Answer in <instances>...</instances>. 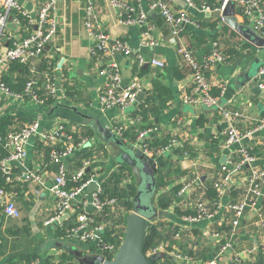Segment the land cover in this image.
I'll list each match as a JSON object with an SVG mask.
<instances>
[{
  "label": "crops",
  "instance_id": "obj_1",
  "mask_svg": "<svg viewBox=\"0 0 264 264\" xmlns=\"http://www.w3.org/2000/svg\"><path fill=\"white\" fill-rule=\"evenodd\" d=\"M16 1L34 19L43 0ZM93 1L99 22L110 40L121 38L130 47L128 55L123 53L114 55V59L119 65L121 87L137 81L141 86L140 91L144 92V90L151 88L153 78L160 73L164 82L171 89L172 97L167 102L166 108L155 120L161 132L166 135L170 134L177 140L176 147L181 151V153L173 150L167 151L162 155L172 160L173 163L169 173L172 180L171 185L187 183L191 181V178H197L178 195L175 202V206L191 209L197 201L202 199L203 183L211 181L219 174V165L223 164L219 162V159L223 155L230 156L235 150L234 145L225 144L226 124L221 121L220 115L215 109L186 104L182 99L183 95L188 92L187 89L191 87V68L177 52V47L191 44L193 42L192 35H206V43H202L193 51V56L200 61L211 51L215 43L213 34L216 29L211 30L207 23L216 19L217 16H206L205 11L195 5H190L186 0H165L173 11H184L196 22L199 20L204 24L202 28L199 27V24H185L181 32L173 34L157 13L149 11L151 0H130L139 4L152 17V21L148 20L151 26L150 34L156 39L157 45L148 47L141 44V26L124 24L121 21L119 15L123 12L122 10L113 6L110 0ZM227 5L228 9L224 19L222 15L218 16L220 22L217 29L221 25H226L240 39L244 40L232 28L231 23L236 22L250 26L237 13L239 7L234 0H230ZM83 7V0H58L56 11L58 27L46 50L48 55H54L57 60L58 70L56 72L58 76L60 78L62 76L63 80L68 79L69 84L74 86L75 94L72 100L66 99L58 107L47 108L26 97H13L1 93L0 98L3 99L1 100L3 103L0 105V113L8 110L19 117L38 120L39 131L44 133L53 132L55 134L56 126L61 122L70 124L73 130L88 126L92 129L93 136L84 140V143L88 146L102 143L106 148L109 134L98 130L97 122L101 127L116 133L115 126L117 124L128 125L133 122L128 116V112L140 101L136 97L135 105L125 109L114 107L103 110L99 106L98 96L107 81V77L99 74V70L104 67L108 56L103 47L94 42L85 30ZM20 30V27H16L10 22L7 23L6 31L13 33V35H21ZM223 38L226 39V36ZM93 46L99 53L96 52L97 50L91 51ZM139 54L146 57H157L165 62V67L163 69H157L150 65L148 67L143 65L136 67L135 59ZM60 61L62 62L58 67ZM34 62L38 67L37 58L34 59ZM254 69V55H243L239 59L228 57L224 62L217 63L209 69L208 81L212 86H222L219 96L221 105L238 110L245 116L237 122L238 130L240 132L254 130L251 136L245 140V143L253 141L260 147V157L255 162L257 166H260L264 165V127H260L261 121L264 119V84H262L264 76H257V71L255 72ZM175 70L182 75V78L177 79L175 77ZM259 103L261 107L258 105ZM199 121H202V124H199ZM59 137L58 135L56 139ZM36 139L37 137L33 135L27 145V155L23 160L9 161L8 163L9 166L20 170L21 177L27 183L25 187L20 186V189L24 190L15 195L13 199L20 210L19 217L14 218L15 220L9 223L5 220L0 225V264H7L11 254H17L25 249L37 255V258L29 264H43L48 256H55L63 251L70 253L77 261L78 257L82 255H92L89 250L91 243L84 242L76 236L62 237L56 234V227L62 221L58 219L48 224L45 223L55 210V200L48 189L54 177L53 173L43 174L44 181L42 183L32 179L27 180L22 176L30 170L39 168L34 156ZM182 148H185L188 156L183 157ZM120 164L121 162L117 158H113L108 151L106 155L98 156L90 164V170L95 175L94 181L100 182ZM229 169L228 192L225 191L224 197L221 199L222 204H226L228 201L242 200L246 192L245 176L247 174L230 165ZM133 176L136 183L134 173ZM1 205L4 204L0 199ZM93 209L90 194L87 193L85 187L73 202L74 211L72 210V212L80 210V212L90 213ZM160 219L177 222L182 226V230L191 231L192 226L198 228L201 235V238L197 240L198 242H201L202 238L205 237L212 242H218V239L211 234L213 233V226L223 220V208L219 209L211 219L197 223L185 222L182 217L175 214L173 207L164 211ZM25 224L29 228L28 234L17 232V235H11L7 231L10 225L17 226L20 230L21 226ZM263 240L264 217L257 209L245 210L239 221L233 247L228 252L230 264H264V254L259 250ZM203 245L209 246L207 241L204 242V239Z\"/></svg>",
  "mask_w": 264,
  "mask_h": 264
},
{
  "label": "built area",
  "instance_id": "obj_2",
  "mask_svg": "<svg viewBox=\"0 0 264 264\" xmlns=\"http://www.w3.org/2000/svg\"><path fill=\"white\" fill-rule=\"evenodd\" d=\"M190 5H194L192 0H186ZM218 6L213 10H222L230 0H215ZM83 25L85 30L88 32L91 39L94 42L99 43L103 47L105 54L108 59L99 70V74L107 77L103 88L98 96V103L101 109H110L119 107L125 109L132 107L136 103V97L141 90V86L137 81L131 82L128 86L121 87L120 85V72L119 65L114 59V55L117 53H123L128 55L130 53V47L127 42L121 38L110 40L108 34L102 28L98 13L96 10L95 2L93 0H83ZM111 4L117 7L123 12L119 15V18L124 24H137L139 26H146V30L142 32L141 44L143 46L154 47L157 45L156 39L150 34V23L147 21L148 11L143 10L139 4H134L130 0H110ZM235 4L242 10L240 14L243 19L249 24L251 29L257 34L264 37V0H234ZM58 7V0H43L37 10L36 17L33 19L30 13L16 0H0V73L6 68V65L10 61H19L20 63H26L32 58H36L41 54L47 45H49L57 31L58 22L56 11ZM14 10H20L23 15L28 18V23L32 24L33 29L26 36H15L13 33L6 31L7 23L10 22L16 27H21L20 19L16 15H12ZM202 11L212 12L213 10L209 6H203ZM149 11L155 12L162 16L172 27V33L178 34L181 32L182 27L185 24L198 25L186 12L179 11L175 12L171 9L169 4L165 0H151L149 3ZM95 51V47L91 49ZM177 52L182 58L189 64L191 71V87L192 89L185 93L182 97L183 102L191 105H199L205 108H213L220 115L221 121L225 125V144L234 145L235 150L241 153L239 161L232 163L230 156L226 157L225 163L221 164L222 169H229V165L233 166L237 170H241L243 165H247L249 173L246 177V192L242 200L228 201L226 204L221 203V199L224 197L225 191L228 189V181L230 179L229 171L224 177V180L215 184L217 189V195L219 197V203L217 208L211 209L206 206L201 200L195 203L194 214L183 215L182 219L187 223H197L202 220L211 219L215 213L223 208L224 211H233L234 217L231 220V227L227 234L213 232V235L218 242H220L218 250L209 258L204 261L193 259L191 256L184 255L177 249L176 246H172L170 250H167L163 244L152 248L146 252L147 256H151L156 253H164L168 259L174 261L176 264H180L181 261H185L186 264H230L228 252L233 247L237 228L239 225L240 218L242 217L245 208L257 209L259 211V202L264 198V165L257 166L255 164L256 157L251 155L248 149L244 146L245 140L251 136L254 130H248L240 132L237 128V122L245 118V116L238 110H233L226 105L219 103V97L213 96L209 93L210 83L205 76L204 70L211 69L215 64L224 62L225 56L216 47V43L213 44L211 51L204 56L200 61L193 56V51L186 48V46H179ZM48 55V54H47ZM50 57V55H48ZM136 64L138 67L148 63L150 66L162 69L165 67V62L157 57H146L141 54L137 55ZM257 76H264V64L261 65L257 70ZM60 77L54 75L53 77H47L45 80V87L47 94L51 95L56 99L54 106L64 102L65 94L60 84ZM34 81H29L26 84L24 91L27 95H31L32 84ZM264 84V82H262ZM3 93L13 97H23L22 95L11 94L3 86H0ZM31 100L41 104L35 94L30 97ZM53 106V107H54ZM125 125L120 124L115 126L117 135L121 134ZM264 127V119L261 121L260 127ZM157 128L149 127L144 128L138 132V143L141 145V140L145 137L150 136ZM56 132L64 137L63 124L62 122L57 124ZM35 135L40 140L54 141L55 134L44 133L39 131V122L34 120L31 123L26 124L21 130L10 131L6 136L5 147L8 149L9 154L6 157L1 158L0 165L2 169L7 172L9 170V161H21L27 155V145L31 140L32 136ZM67 137V136H66ZM84 142V141H83ZM81 145V144H78ZM135 145V144H134ZM142 146V145H141ZM177 146V140L172 138L168 145L160 149L157 153L162 156L167 151H172ZM76 146L72 143H68L66 147L57 151L54 150L51 153V157L54 161L60 162L59 168L55 176L53 177L52 183L49 186V191L55 200L54 214L45 222L46 224L51 221L58 220L62 215L67 214V217L72 214L73 202L82 191L83 188L88 186L94 181L95 175L93 174L91 179L83 182L80 187L68 188L65 179V163L63 160L67 158ZM143 152L150 155L151 153L142 146ZM184 156L187 153L184 152ZM156 161L157 159L154 158ZM89 167V162L84 161L83 166L75 172V179L80 178L84 175V171ZM25 179L35 180L38 183H42L44 179L41 174L30 170L25 173ZM197 178L192 179L190 182L180 189L178 194H181L187 189L191 183L195 182ZM100 191V182L97 187L90 194L91 204L94 209H101L104 202L100 201L97 193ZM0 199L3 201L4 213L12 218L19 217L20 213L15 205L14 200L11 196L2 188H0ZM113 200L107 201L106 203H112ZM74 211V210H73ZM66 217V218H67ZM89 218L86 212H80L76 217V224L69 231L67 236H76L84 242H90L94 245H99L100 249H104L112 253V257L118 250L119 246L108 243H100L99 234L103 231L104 226L98 225L94 227L89 226ZM259 250L264 254V240L259 246ZM252 251V250H251ZM171 257V258H170ZM176 260V261H175ZM14 264H29L15 262Z\"/></svg>",
  "mask_w": 264,
  "mask_h": 264
},
{
  "label": "trees",
  "instance_id": "obj_3",
  "mask_svg": "<svg viewBox=\"0 0 264 264\" xmlns=\"http://www.w3.org/2000/svg\"><path fill=\"white\" fill-rule=\"evenodd\" d=\"M194 5L201 9L203 6H209L210 9H214L218 6V3L215 0H192ZM137 4V3H134ZM238 14L242 13V10L239 8L237 10ZM12 15H16L20 19L21 23V35L26 36L32 29V24L28 23V18L22 14L20 10H14ZM160 19L169 27L170 32H172L171 25L159 14H157ZM152 21L150 14L147 15V21ZM220 18L212 19L211 22H208L207 25L211 30L216 29V32L213 34V40L216 43V47L219 51L225 56V60L229 57L230 59H239L243 55L252 56L255 54L254 47L247 41L240 39V37L232 30L229 29L226 25H221L218 29V23ZM245 22V20H244ZM199 27L202 28L204 24L201 21H197ZM146 26H141V31H145ZM206 35H192L191 38L193 42L187 45L191 51H194L196 47H199L202 43H206ZM226 36V39L223 38ZM227 40V41H226ZM49 45L39 54L37 58L38 67L32 58L26 63H20L19 61H10L6 68L0 73V86H3L11 94L22 95L28 99L32 94H35L39 101L40 106L52 108L56 103V99L51 95L47 94V89L45 87V80L47 77H53L54 75L58 76L56 72L57 69V60L54 55L48 57L47 49ZM178 48V47H177ZM97 49L95 48V51ZM98 52V50L96 51ZM99 53V52H98ZM136 63V62H135ZM137 67V64H136ZM163 69V68H162ZM174 75L177 79L182 78V75L178 71H174ZM205 76L208 80L209 70H204ZM162 74L158 73L155 76L151 83V88L144 90V96L142 100L131 108L128 112V116L132 119V123L125 125L121 134L118 135L122 140L126 141L129 144H136L138 142V132L144 128L156 127L157 129L148 137H145L141 140V145L146 148L153 158L157 159V169H156V196L154 200L155 208L161 212L168 210L173 207L174 212L178 217L183 215L194 214V207L191 209H183L179 206H175V202L178 198V193L185 183H175L172 184L170 179V169L173 165L172 160L164 156H159L158 151L168 145L169 141L174 138L167 134L161 132L159 126L157 125L156 118L167 106V102L172 97L170 87L164 82ZM34 81L32 84L31 95H27L24 91L27 82ZM60 84L64 90L65 99L72 100L74 92V86L69 84L68 79L61 76ZM192 87H189L187 91L189 92ZM222 86H212L210 85L209 93L213 96L219 97L221 95ZM3 92L0 89V96ZM0 98V105L3 103ZM58 104L55 107L60 106ZM35 119H28L19 117L12 112L6 110L0 113V156L1 158L8 156L9 151L5 147L6 136L10 131L21 130L26 124L33 122ZM63 124V133L64 137L59 134V138H55L52 141L40 140L39 138L35 141L34 147V156L35 161L39 165V168H35V172L41 174L53 173L55 174L58 171L60 162L54 161L51 157V153L54 150L61 151L63 150L68 143H72L76 146L73 152L63 160L65 163V179L68 188H77L80 185L91 179L93 171H84V175L80 178L75 179V172L83 166L84 161L89 162L90 164L94 159H97L98 156L106 155L107 151L104 144L96 145H86L83 141L89 139L93 136V131L88 126H82L79 130H73L67 123L62 122ZM199 124H202V121H199ZM120 125V124H117ZM243 132V131H241ZM60 133V132H59ZM67 136V137H66ZM81 144V145H78ZM249 153L256 158L260 157V147L251 142H246L244 145ZM184 152H186L185 148ZM173 151H179L177 147ZM187 153V152H186ZM188 156V155H187ZM241 158V153L233 151L230 155V160L232 163L239 161ZM219 174L215 176L211 181L204 182L203 184V195L201 202H204L207 207L211 209L217 208L219 203V197L215 184L224 180V177L228 173V169L223 170L222 165H219ZM245 174L249 173V168L247 165H243L242 169ZM17 179V180H16ZM44 179V178H43ZM192 180V178L190 179ZM189 180V181H190ZM20 183H18V182ZM27 181L23 180L20 174V170L9 166V170L5 172L0 165V188L5 190L12 199L15 195L21 192L24 189H20V186L25 184ZM15 185V186H14ZM232 190V188H231ZM136 192V184L133 176L132 168L125 164L121 163L117 166L112 172H110L105 178L100 180V191L97 193L100 201L104 202L101 209H93L92 212L87 213L91 222L89 221V226L94 227L98 225L104 226L103 231L99 234L98 238L100 243L114 244L119 246L124 232V223L125 217L132 210L133 203L132 199ZM113 200L112 203H106L107 201ZM238 202L240 200H234ZM250 208H245L249 210ZM19 210V208H18ZM244 210V211H245ZM20 212V210H19ZM80 213V210H76L74 213L70 214L66 219H64L59 226L56 228V234L58 236L66 237L68 231L75 226L77 214ZM259 213L264 217V198L260 201ZM54 213L51 214V216ZM50 216V217H51ZM234 217L233 211H224L223 220L220 223H216L213 226V232L225 233L229 232L231 227V220ZM18 218V217H16ZM7 220V222L14 221L15 219L7 216L4 213L3 205L0 206V225ZM25 222V219H24ZM182 226L172 220H161L158 218L152 223V225L147 229V234L145 237V248L146 252L152 248L163 244V246L170 250L172 246H176L179 251L184 255L191 256L193 259L204 261L207 258L211 257L219 248L220 242H212L208 238H202V241L198 242L197 240L201 238L198 228L192 226L191 231L182 230ZM7 231L11 235H17V232H26L28 234L29 228L27 224L22 225L21 229L19 227L10 225L7 228ZM207 241L209 246L203 245ZM206 240V241H205ZM90 243V242H89ZM100 246L94 245L91 243L90 252L92 254H102L107 258H112V253L100 249ZM37 258V255L33 252H29L26 249L18 252L17 254H11L8 259L7 264H14L15 262L21 263H30ZM43 264H81L74 257L66 252H60L55 256H48ZM154 264H176L174 261L162 257L155 260ZM180 264H186L185 261H181Z\"/></svg>",
  "mask_w": 264,
  "mask_h": 264
},
{
  "label": "water",
  "instance_id": "obj_4",
  "mask_svg": "<svg viewBox=\"0 0 264 264\" xmlns=\"http://www.w3.org/2000/svg\"><path fill=\"white\" fill-rule=\"evenodd\" d=\"M227 9L228 5L226 4L223 10L206 11L205 15L217 17L222 15L224 19ZM231 26L245 41L254 47V66L256 69L259 68L264 64V37L259 36L246 25L233 22ZM61 62L58 63V67L61 65ZM143 66L148 67L149 64L145 63ZM142 96L143 91H140L137 100L141 101ZM258 105L261 107L260 103ZM97 126L98 130L109 134L106 144L107 151L113 158H117L121 163H125L132 168L133 173L136 175V192L132 199V210L125 217L122 241L115 255L112 258H107L102 254L82 255L78 257V262L81 264H154L158 258H169V256L162 252L151 256H147L144 252L147 229L163 215V212L157 210L154 205L157 192V161L152 156L144 153L141 145L127 143L114 131L101 127L99 122H97ZM55 135L58 137L59 133L56 132ZM225 161L226 156L223 155L219 159V162L225 163ZM89 170L90 168L88 167L86 171ZM25 175V173L22 174L23 177ZM97 185V181L91 182L86 186L87 193L92 194ZM226 192H228V189ZM66 217L67 214H64L59 220L63 221Z\"/></svg>",
  "mask_w": 264,
  "mask_h": 264
},
{
  "label": "rangeland",
  "instance_id": "obj_5",
  "mask_svg": "<svg viewBox=\"0 0 264 264\" xmlns=\"http://www.w3.org/2000/svg\"><path fill=\"white\" fill-rule=\"evenodd\" d=\"M257 69H258V68H257ZM257 69H256V67H255L254 71L256 72V71H257Z\"/></svg>",
  "mask_w": 264,
  "mask_h": 264
}]
</instances>
